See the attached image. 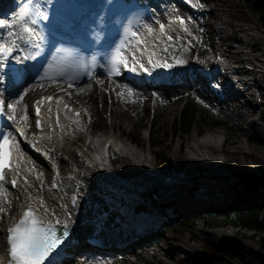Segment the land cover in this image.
I'll return each mask as SVG.
<instances>
[{
	"label": "bare ground",
	"instance_id": "obj_1",
	"mask_svg": "<svg viewBox=\"0 0 264 264\" xmlns=\"http://www.w3.org/2000/svg\"><path fill=\"white\" fill-rule=\"evenodd\" d=\"M187 11L192 14L191 9H188ZM192 17L195 16L193 15ZM241 19V22L238 24L232 22H219L216 25L212 26V34L207 39V42L210 45L208 52H206L201 57H196L195 53H190L188 54L189 56H184V58H181L179 60L183 61V63L179 64H181V66L185 68V76L183 77L181 75H175L169 69L164 68V70H161L162 68L160 67L151 68V66L148 65L147 58L148 55L153 52V50H155L156 52L154 60L158 62V58L162 56V54H160V50H158V44H162L166 40V37H162L161 34L157 33L156 31H152L151 34H145L144 36H142V41H145L147 43L148 48L141 57V62L148 68H151L153 70L155 69V71H161V73H163V77L166 79L164 81V84L167 86H179L180 83H184L188 79V85H191L194 93L205 95L207 94L206 98H204L205 101H210L211 97L208 92L211 91L214 95V93L216 94L224 91L227 87L230 88L231 84H233L234 86L231 87V91L226 92L222 97V100L225 102L227 101L228 103V108H226L225 110L226 115L234 119L238 124L239 122H241L246 125H252L253 122H255V126H257V128L261 131V134L264 136V111L260 112L257 110V108L261 109L263 107L260 102V98H262L261 96L263 92L259 91L258 87L260 84H262L261 81H263L264 79V54L261 52V48L253 49L260 42V33L262 30L254 25V21H252L248 15H243ZM250 22H252L253 25ZM179 24L180 23H178V21H174L172 24L168 25V27H165V30H170L169 27H182V25ZM246 30L251 31L248 32L250 36H243V34H239V32H243ZM158 32L160 31L158 30ZM206 37L207 36H205L203 32L202 40L204 42L206 40ZM249 40L251 42H249ZM242 43L246 44L245 47H248L247 50H245L246 48L240 49V47H237V44ZM220 46L225 47L227 51L226 54L223 55V57L221 56L219 51L216 52V48ZM198 51L199 49L196 50V52ZM248 52H253V56L244 57L243 55L248 54ZM220 56L225 60L231 59L232 62L236 63L237 65L228 68L224 62H216V59H219ZM22 57H24V55H22ZM195 59L197 60V62H206V66L210 68H217L215 74L219 75V77L221 78H225L227 76V79H225V81L223 80L220 83H217L215 88L209 87V85L206 83V73L205 75L203 74V76H201L200 74L194 75L192 73L194 68H187V66H189ZM246 61L251 62L253 65L251 72H249V77H242L241 79H239L238 77L233 76L232 74L246 73L248 72L246 70H250V68L248 67L239 66V64H243ZM230 69H235V71H232ZM246 74L248 75V73ZM212 79H215L214 76L212 77ZM198 80L203 81L201 85V87L203 86V88L196 86L195 83ZM98 82H101V84L103 83L104 86H101L100 88L92 87L90 86V84L72 86L73 95L75 96V98L82 97L87 101V104H89V107H87L91 114L96 112L103 113L106 110L107 115L110 116V120L113 121V119L117 118L115 112H112L114 110L112 109L113 91L116 92L117 90L121 89V86L116 83V81L101 76H99ZM41 85H48V87H51L52 89H55L59 86L69 87V84L65 82L50 81L41 84H29L27 88L29 89V91H33L37 86ZM8 90H12L11 93H13V89L10 88ZM8 92H6V94ZM19 96L20 97L16 98L10 96L6 97L3 100L4 103L8 106L9 117L14 118L11 120L13 122H16L18 118L17 116L20 112V104L17 103V101H21V95ZM58 97L59 96H56L54 103L52 105H48L46 109L47 118L45 120V123L42 124L46 128L44 136L42 137L46 138V140H41L39 135H36V138H38L39 140L38 146L44 147L47 153H51V159H47L45 156L41 157V160H44V163L42 164L48 167L49 172H51L49 170L50 168L60 169L63 171L62 166H64L66 163L69 164L70 168H68L67 173H65V175L57 181V185L61 189V191L59 193H50L47 185L45 186V189L42 187L45 183V175L48 173L43 174L36 171H31L32 169L36 168V166L33 164L34 162L32 160V157L24 153V148L21 149L20 147H15V145L18 143V141L15 140L13 147L14 152L17 153V155L15 157L16 168L14 172L18 173L17 176L19 181V190L15 193L5 188L3 189V191H0V208L3 209V211H0V224L5 218H8L10 216V214L12 213V209L17 202H28L31 203L35 207L36 211L40 213L48 222L55 224L57 223V221H59V224L67 225L71 230L74 242L76 240L78 243V241H80L79 239L82 238L85 234H99L102 241L107 244H109L110 242H119L122 244V238L125 237L126 234H122L121 232L117 234L116 232H113L114 228L112 227V225L114 223L111 219H108V217L112 216L113 214L111 213L112 210L104 212L101 209V206H105L104 202L102 200L98 201L97 203L94 201H90L88 199V196L95 195L101 199H105V197L113 195V191L116 188H122L125 191H128L132 190L134 187H143L144 184L139 183L141 181L140 179L144 178V182L149 183L152 178H147V176L152 173L151 170L147 168L149 159L145 155H142L143 152L140 151L138 145V149H132L129 146V142L124 141V139H119L118 136L115 135V138L112 140L113 142H115L114 146L118 147V144L116 143V141L118 142V140H120V142H122L123 144V146L119 147L122 155V165L114 166L112 164L111 168L105 167L106 169L102 167L103 162L98 159V156L95 155V158L92 157L93 147L91 145L92 141L95 140L97 133L92 132L93 139H87L88 137L86 138V135L88 134L89 130L80 125V116H76L73 114V112L76 109H80V107L73 106V104L66 98L58 99ZM148 98V96H142L135 92V94L128 99L130 103L129 106L135 107L137 111L138 105L141 103H146L145 99ZM129 106L125 104V112H129ZM121 117L122 116H120L119 119ZM120 122L121 121H119V123ZM18 124L22 125L21 122ZM239 126L240 128H243V125L241 127V125L239 124ZM20 129L24 130V134L26 136L30 135L31 138L35 137V134L30 133L29 129L24 127L23 125ZM221 131L222 130L215 129L202 134H198L197 132L196 136L193 138V141L188 144L187 149L183 153L185 158H187V160H189L190 162L196 163L200 169L209 168L215 174H219L222 170L231 169L234 166L241 167L245 164L247 165L246 161L238 159V155L240 152H242L245 157L248 156L247 153L250 154L249 156H251V154H255L258 157L256 158L257 162L263 163L264 146L250 145L248 147H243L238 141V143L233 145L232 147H223V144L226 141L228 143L231 142L232 138L229 134H226L224 142L218 143L216 138L217 134L221 133ZM119 135L121 136V134ZM101 139L102 138H99V141L96 142L97 144L94 146L95 148L98 146V143ZM111 139L112 135L110 134L104 139L103 143H105L107 140L110 141ZM78 140H80L81 143L76 147H78L80 153L76 154V152L73 151L72 147ZM217 151H220L224 154V157L222 159L216 156ZM212 154H214L215 156H213ZM33 172L38 175V180L35 179L32 175ZM157 175L160 176V173ZM52 176L53 175L51 174V177ZM180 176L182 177L180 180L185 179L186 177V175L184 176L181 173ZM90 177L94 180V183H91L90 180H88ZM166 177H170L172 181L177 178V176H173L172 174H168L166 175ZM121 178L126 179V182H123ZM190 178L191 177H186L187 180H189ZM25 181H27V183ZM172 184L173 183H171L170 185ZM178 186L179 184H175L174 186H164L163 191L167 198H172V203H177V205L180 206H183L182 204H184L189 208V205L184 202L182 192L180 191L181 189H179ZM75 187H82L83 189H86V193L84 195H79L80 203L77 207L78 218L72 215L71 211H69L65 207V202L62 200V197L64 195L75 191ZM237 194L236 192L233 194L228 193L230 199H233L234 197L236 198ZM245 197L248 198L249 196H246L244 194L243 198ZM5 198L8 199V204L6 205L4 204V202H6L4 200ZM82 199H86V201H83ZM238 200H240V198ZM86 216L92 220V222L87 227V221L85 220ZM12 217L15 218L16 216L13 215ZM105 226L110 227V229L104 230ZM1 233L2 231L0 230V264L3 263L6 259V256L3 253V247H5V236H3L4 233ZM202 233L212 236L218 240H225L226 238H224V235L228 234L226 231H221L217 228L208 229L206 231H203ZM194 235H200V232L198 230H189V236ZM234 242L233 244H231L234 249L232 252L233 254L231 255L232 257L225 261L224 264L243 263V255L252 254L251 250H249L250 248H248L249 246H247L246 244ZM78 248L79 245H75L74 243H72V246L68 251H66V253L69 254V257H72V252H75V254H77L76 251ZM163 251L167 257H172L171 254L176 252H171L166 248H163ZM67 260L69 259L63 260L62 264H64Z\"/></svg>",
	"mask_w": 264,
	"mask_h": 264
},
{
	"label": "rangeland",
	"instance_id": "obj_2",
	"mask_svg": "<svg viewBox=\"0 0 264 264\" xmlns=\"http://www.w3.org/2000/svg\"><path fill=\"white\" fill-rule=\"evenodd\" d=\"M192 2H193V6L191 8V11L193 12L192 14L195 17H192L193 15L188 13V15H186V19H184L186 21L185 25L187 29L190 31L189 34L191 37L186 36V37H181L180 39H176L175 37H173V40L171 42H167L165 43V45H161L159 47V50L161 52L160 54H162V56L158 58V61L166 60L167 63L170 65L169 67H160L162 68L161 70H164L165 68V69H169L170 71H172V73H174L177 76L179 75H181L182 77L185 76L184 74L185 68L181 66V64H179L177 61L180 60L181 58H184V56L186 57L190 53L192 54L195 53L196 57L203 56L206 52H208L210 47V45L207 42V39L212 34V30H211L212 26L216 25L219 22H232L238 24L241 22L242 20L241 17L243 15H248L250 19L254 21V25L262 30L260 33V38H261L260 42L253 49L261 48L262 50L261 52L264 54V30L260 27L257 21L258 15L252 11L250 5L244 6L239 2H232L230 0H192ZM250 23L252 24V22ZM202 31L204 32V35L207 36L205 42L202 40L203 38ZM248 32L251 31L246 30L243 32H239V34L240 35L243 34V36H250ZM249 42L251 41L249 40ZM245 45L246 44L244 43L237 44V47L238 48L240 47V49L246 48L245 50H247L248 47H245ZM165 47L168 48L167 52L163 51ZM198 49H199L198 51L199 53L196 52V50ZM217 51L220 52L222 57L227 52L225 47L223 46L217 47L216 52ZM243 56L252 57L253 52L250 53L248 52V54ZM173 57H176V59L174 60ZM216 62H224L228 68L237 65L236 63L232 62L231 59L230 60L216 59ZM190 65L187 66V68L188 69L194 68L192 71L194 75L200 74L202 70L206 71L208 73V77L214 76L215 79H212V81L214 82V80H216L215 81L216 84L218 81L220 83L221 81L223 80L225 81V79H227V76L225 78L216 77L217 74H215V72L217 68L215 67L210 68L206 66V62L205 63L197 62V60L195 59L191 62ZM239 66L250 68V64L248 63V61H246L243 64H239ZM200 75L203 76V74ZM236 77H238L239 79L242 77L247 78L249 77V73L248 75L245 76L237 75ZM98 79L99 77H97L92 82H90L89 83L90 86L98 87V88L104 86L103 83L101 84V82H98ZM188 81L189 80L187 79L185 83L180 84L176 88L177 91L180 92V95L178 97H172L168 94V92L162 95L159 94L155 96H148L149 98L145 99L146 103H141L138 105L137 111L135 107L129 106L130 103L128 99L135 94L133 87L125 86L119 82H116L121 86V89L117 90L116 92L112 90L113 91L112 109H114L112 112H115V114L117 115V118L113 119V121L110 120V116L107 115L106 110L103 113L92 112L93 114H91L90 111L88 110L89 104H87V101L84 100L82 97L75 98V96L73 95L72 87L59 86L56 87L55 89H52L51 87H48V85H41V86H37L35 90L29 91L27 85V87H25L18 94L16 93V91H14L13 93L8 92L7 94L1 93L2 100L10 96L15 98L20 97L19 95L23 96V99L19 102L20 112L17 116L18 118L16 122L18 123L21 122L22 125L28 128L29 131L31 132L33 130L32 120L30 118H27L25 120L26 122L21 120V116L23 114L24 108H28L25 114L26 116L29 117L30 105L36 99V97L40 95H45L46 93H51L54 94L55 96L63 95L65 96V98L68 99V101H70L73 104V106L80 107V111H81V114L79 115L80 125L85 127V129L89 130L88 134L90 133L89 135L88 134L86 135V138L88 137L87 139H93L92 136L93 133H97L95 140L92 141V145H91L93 147L92 157L95 158L97 149L94 146L97 144L96 142L99 141V138H102L100 140L101 143L99 142L101 145L102 141L110 134L112 135V138H115L116 135L118 136L119 139H124V141L127 142H131L130 141L131 136L134 137L139 136L143 140V143L142 145H138V146L140 148V151L143 152L142 155H145L149 159L150 163L149 162L147 163V168L152 172L147 176V178L153 177L154 174L159 172H162V174H167V175L172 174L173 176H177V178L173 181H177L176 184H179L178 188L181 189L180 191L182 192L184 202L189 205V208L182 203L180 204H182L183 206L177 205V203H172L171 202L172 198L171 197L170 199L167 198L163 190L162 193L165 199L167 200L168 205H172L178 211L185 212L186 214L189 215L190 222L183 224L180 227L181 234L178 236V240L173 241L169 236V234H162L159 233V230L158 231L156 230L154 232V235L157 237L156 238L157 242L155 245L153 241H149V239L147 241L148 244L146 243L147 245L141 244L135 247L136 244H133L134 247L129 246L128 248H126V252H129L128 257L126 258L127 259L126 262H123V260L117 261L115 260V258H112L111 260L112 263H108V264H177L178 259H180L181 257H191L196 255V253L198 252H204L205 242L210 243L214 247L216 256L219 258V264H224L225 261H227L232 257L231 255L233 254L232 252L234 249L231 246V244H233L234 241H235L234 243L246 244L247 246H249L248 248H250L249 250H251L252 252L251 255L248 254L243 255L244 262L239 264H264V248L261 247L260 245L257 232L252 230H247L244 228L233 227V226L207 227L204 219V214L206 213V210H208L209 208H215L218 206H220L221 208H227V207L248 208V207L256 206L259 203V201L264 200V161L263 163L262 162L259 163L256 160V158L258 157L255 154L253 155L251 154V156H249L250 154L247 153L248 156L245 157V155L242 152H240L238 155V159L246 161L247 165L245 164L241 167L234 166L231 169L222 170L219 174H223V175H219V174H215L209 168L200 169L196 163L187 160V158H185L183 154L184 151L187 149L188 144L193 141V138L196 136L197 132L198 134H202L215 129L222 130L221 133L217 134L216 139L218 143L224 142V138L226 134H229L230 137L232 138V141L229 143L226 141L223 144V147H228V146L232 147L233 145L237 144L238 141L243 147L244 146L248 147L250 145H260L255 142H252L248 137V133L250 132L251 128L255 129L263 139L264 136L261 134V131L257 128V126H255V122H253L252 125H246L244 123L239 122L241 127L243 125V128H240L239 124L234 119L226 115L225 110L226 108H228V103L227 101L226 102L223 101L222 97L226 92L231 91V87L234 86L233 84H231L230 88L227 87L224 91H221L220 93H216V94L214 93V95L211 91L208 92L211 98L210 101H205L204 98H206L207 94L205 95V94L194 93L193 88L191 89L187 87ZM261 83L262 84L259 85L258 90L263 92L261 96L263 99L260 98V102L263 107L261 109L257 108V110L263 112L264 111V79L263 81H261ZM211 87L213 88L214 86L212 85ZM129 92H131L132 95H129ZM185 100H190L194 103L197 110V115H196L197 122L192 127L191 131L188 134H181L180 136L174 137L170 129V124L172 119L175 116H177ZM222 102L224 105L222 104ZM125 104L130 107L129 112L124 111ZM218 112L224 117V119L230 125H232V127L226 125L225 126L213 125V120ZM120 116L122 117L119 119ZM202 119H204L206 123L204 126H201ZM119 121L121 122L119 123ZM154 121L155 124L152 125ZM119 134H121V136ZM150 138L155 139L157 144H159V147L157 149H154L149 143ZM80 143L81 141L78 140L76 144L73 145L72 147L73 151L76 152V154L80 153V150L78 149V147H76ZM129 146L132 149L135 150L138 149L137 145H135L133 141L131 142V144H129ZM19 147L22 149V146L19 145ZM154 150L157 151L162 150L167 154V157L169 159L168 163L170 165L169 168L158 167L157 164L158 161L154 158L153 155ZM212 155L215 156L214 154ZM216 156L222 159L224 157V154L220 151H217ZM121 158H118V161L112 162V164L114 166L122 165ZM184 163H189L195 166L197 171L196 172L197 175L195 177H203L206 176L207 174H210L212 176L225 178L227 179V181L232 179H234V181L232 183H227V181L220 182L213 189L215 198L206 196L201 191H197L196 193L191 194L187 191L186 188L187 181L189 180H187L186 177L185 179L180 180L182 178L180 176V173L185 176L183 172ZM36 167L44 171L45 174L48 173L45 175L46 176V179H44L45 183L42 186L45 189V186L48 185V183L51 181L52 173L48 171L47 166L45 167L43 165L42 167L41 165H37ZM68 168H70L68 163L62 166L63 169L62 173L64 175L65 173H67ZM251 168L258 171V174L254 175L255 178L252 181L254 183H257L258 185L261 184L262 187L256 188L247 185L249 181L248 179L249 175L247 174V172H249ZM88 180H90L91 183H94V180L91 179V177ZM121 180L123 182H126V179L121 178ZM140 180L141 181L139 183L146 185V182H144L145 180L144 178H141ZM74 189L78 190L81 193V195H84L86 193L85 192L86 189H83L82 187H78V188L75 187ZM139 190L140 189L138 187H134L132 190H128V191H125L122 188L120 189L116 188L113 191V195H109L105 197V199H101L95 195H91L92 197L89 195L88 199L96 203L102 200L105 206H101V209L104 212L112 210L111 213L113 214L112 216L108 217V219L109 220L111 219L112 222L114 223L112 225V227L114 228L113 232L114 233L116 232L117 234L121 232L123 234V233H128L130 228V223L133 226V223L135 224L136 222V225H140V227L143 228L144 226H148L150 224L156 226L157 222L162 219L160 214L154 212H151L152 213L151 216H148V214L150 213L137 212L135 218L134 217L133 219L130 218L132 215L131 201L137 199V192ZM235 192L236 194L238 193L236 195V198L234 197L235 199L234 198L230 199L228 193L233 194ZM162 193L160 190V195ZM244 194L249 197L243 198ZM239 198L240 200H238ZM82 200L86 201V199H82ZM14 208L15 205L13 209ZM105 227L106 229H110V227L107 226ZM2 228L3 227L0 225L1 231ZM214 228H217L218 230L221 231H226L228 233L224 235V238L226 239L218 240L212 236L202 233L203 231ZM189 230H194V231L198 230L200 232V235L189 236ZM140 243L142 242H138V244ZM163 248L164 249L166 248L171 252L172 251H176V252L171 254L172 257H167L164 254ZM121 252L122 251H119V254H121ZM73 254L74 257H76L77 259L76 260L69 259L70 261L67 260L64 264H94L91 260H87L82 256L80 257L78 253L75 254V252H72L71 255L73 256Z\"/></svg>",
	"mask_w": 264,
	"mask_h": 264
},
{
	"label": "snow or ice",
	"instance_id": "obj_3",
	"mask_svg": "<svg viewBox=\"0 0 264 264\" xmlns=\"http://www.w3.org/2000/svg\"><path fill=\"white\" fill-rule=\"evenodd\" d=\"M186 2H188V0H186ZM34 3L35 8L33 9L31 6ZM37 17L40 21H47L49 18L48 13L41 10L38 0H26V4L21 7L17 16L19 23L7 19L0 20V30H4L0 32V65L8 61L9 57H12L13 52L20 47L16 41L24 40V36L12 29L19 27L29 38H33L36 33L35 26L38 23ZM178 19L180 20L181 25H185L186 21L184 19L179 17ZM145 28L149 34L152 33L153 29L150 26L145 25ZM183 30L187 32L186 27ZM159 31L162 37L167 36L169 41L173 40L171 35H167L163 23L160 24ZM139 35L140 34L137 31L125 30V39L116 47L110 59V76L118 75L121 67L135 71L136 65H139V68L143 71H149V68H146L144 64L141 63V57L147 51L148 45L145 41L139 39ZM13 37H15V39H13ZM176 39L180 38L176 37ZM9 40L11 41V45L6 46L5 42ZM61 51V49H57L58 53ZM163 51L167 52L168 48L165 47ZM129 52L131 53V60L128 58ZM155 56V50L148 55L147 63L151 68L170 66L166 60L157 62L154 60ZM26 58L31 57H14L17 63H19L21 59ZM66 58L67 56H65V59ZM173 59L175 60L176 57H173ZM55 61L56 57H54L53 63L48 65V68L41 76V79L37 81V84H41L45 79L56 81L58 78L65 75V73L61 71L63 65H57ZM177 62L183 63V61L179 60ZM53 70L56 73L55 75L50 74ZM72 86V82L69 81V87ZM129 95H132V93L129 92ZM20 99L22 100L23 96H21ZM44 99L51 101L52 97L42 98V101ZM42 101H38L37 104H40ZM17 103H19V101H17ZM39 113L40 109L37 107V116H39ZM77 116H79V113H77ZM9 119L12 120L14 118L9 117ZM40 127V121L37 120L36 128L39 130ZM16 132L20 134V137H24L23 129L17 128ZM16 139L17 137L14 136L12 131H0V191H3L4 189L3 182L5 180V168L8 167L11 169L12 167L10 162V152L12 148L11 141ZM15 147L19 148V144L17 143ZM25 182L27 183V181ZM11 183L12 186L15 187L17 185V180L13 179ZM53 187H55V184ZM0 211H3V209L0 208ZM57 224H59V221H57ZM63 228L64 231L58 235L54 225L46 226L43 220L38 218L30 207H27L18 223L7 229L8 264H49L51 254L62 243L61 235L67 236V225H64Z\"/></svg>",
	"mask_w": 264,
	"mask_h": 264
},
{
	"label": "trees",
	"instance_id": "obj_4",
	"mask_svg": "<svg viewBox=\"0 0 264 264\" xmlns=\"http://www.w3.org/2000/svg\"><path fill=\"white\" fill-rule=\"evenodd\" d=\"M230 1L239 2L244 6L250 5L252 11L258 15L257 21L260 27L264 29V0ZM196 115L197 110L194 103L190 100H185L177 116H175L171 121L170 129L172 131V135L177 137L181 134H188L197 122ZM155 121L152 123V125L155 124ZM201 122V126L206 124L204 119H202ZM213 125H226L232 127V125H230L219 112L215 115ZM248 137L252 142L264 145V139L255 129H250ZM131 139L137 145H142L143 143V140L139 136H131ZM149 143L154 149L159 147V144H157L155 139L150 138ZM153 155L158 161V167H170L168 163L169 159L164 151L154 150ZM183 172L186 177H191L186 184L187 191L191 194L201 191L204 195L215 198L213 189L220 182L227 181L225 178L212 176L210 174H207L203 177H195L197 175L195 166L187 163H184ZM247 174L249 175V181L247 183L248 186L256 188L262 187L261 184L258 185L252 181L255 178L254 175L258 174L257 170L251 168ZM233 181L234 179L227 181V183H232ZM131 204V219L136 216L137 212H155L160 214L162 219L157 222V231L159 230V233L162 234H169L173 241L178 240V236L181 234L180 227L183 224L190 222L189 215L185 212L178 211L172 205H168L163 197L159 195L156 188L145 189L141 191L139 194H137V199L131 201ZM204 219L207 227L233 226L255 231L257 232L261 247L264 248V200L259 201L256 206L248 208H221L220 206L209 208L204 214ZM204 247V252H198L196 255L191 257H181L178 259L177 264H219V258L216 256L214 247L208 242L204 243Z\"/></svg>",
	"mask_w": 264,
	"mask_h": 264
}]
</instances>
